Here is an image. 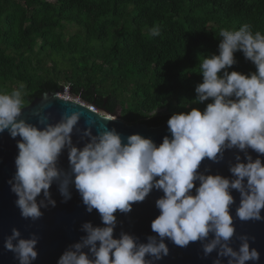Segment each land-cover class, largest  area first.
Segmentation results:
<instances>
[{"label": "clouds", "instance_id": "1", "mask_svg": "<svg viewBox=\"0 0 264 264\" xmlns=\"http://www.w3.org/2000/svg\"><path fill=\"white\" fill-rule=\"evenodd\" d=\"M159 34L158 26L150 29L151 36ZM219 37L218 54L201 56L202 82L196 85L190 104L211 102L203 112L191 108L172 114L167 121L170 136L159 145L139 134L124 142L115 129L97 135L86 129L81 139L87 137V142L77 147L72 134L79 112L61 115L55 124L46 123L45 116L38 128L19 119L23 84L0 93V133L20 138L16 172L7 181L20 217L36 222L43 216L42 209L54 208L50 187L56 185L62 202L71 199L74 188L86 212L95 210L103 225L83 223L80 231L85 235L64 250L57 264H157L169 255L165 240L180 248L199 242L203 258L216 252L212 264L223 260L258 264L260 253L250 247L255 237L240 235L238 248L231 246L235 227L230 209L236 203L231 194L235 191L239 194L236 218L264 221V163L259 158L264 156V34L253 33L251 25L244 24L238 30L221 29ZM236 52L254 65V73L228 71L237 63ZM231 150L243 153L245 161L235 155V163L228 166L231 178L206 174L209 168L200 171L205 159L218 164ZM249 150L258 158L253 160ZM65 151L67 172L58 167ZM153 190L163 193L155 201L160 214L150 225L155 235L147 236L144 243L123 231L114 238V214L131 212L132 205L143 202ZM38 242L34 233L25 239L12 228L3 247L18 264H34Z\"/></svg>", "mask_w": 264, "mask_h": 264}, {"label": "trees", "instance_id": "2", "mask_svg": "<svg viewBox=\"0 0 264 264\" xmlns=\"http://www.w3.org/2000/svg\"><path fill=\"white\" fill-rule=\"evenodd\" d=\"M244 24L264 34V0H0V93L23 84L25 107L67 88L125 125L158 128L203 112L211 100L190 104L201 56L218 54L221 29ZM234 58L229 72L256 71Z\"/></svg>", "mask_w": 264, "mask_h": 264}, {"label": "water", "instance_id": "3", "mask_svg": "<svg viewBox=\"0 0 264 264\" xmlns=\"http://www.w3.org/2000/svg\"><path fill=\"white\" fill-rule=\"evenodd\" d=\"M64 91L65 89L62 88L52 93L42 94L29 105L23 107L19 119L40 128L42 125L38 121L45 116L47 117L46 123L55 124L60 120L61 115L79 112L80 119L72 134L73 144L77 147H83V144L87 142V137L81 139L86 129H90L92 135L115 129L124 142H126L128 136L139 134L144 138L151 139L157 145L162 142L163 137L170 136L167 123L158 128H148L142 124L128 126L123 124L119 118H113L100 110L97 111L80 99V103H77L59 98L58 94ZM70 95L73 96L71 93ZM19 139V137L11 138L7 131L0 133V264H18L13 254L5 251L3 247L4 237L10 235L12 228L18 229L22 238L27 239L33 233L39 237L36 246L38 257L34 264H57V260L64 250L70 244L78 242L79 238L85 235L80 231L83 223L91 222L93 226L103 225L95 210L92 213L86 212L85 206L74 188L71 189V199L62 202L63 198L59 195L56 185L50 187L51 197L56 201L54 208L42 209L43 216L36 222L20 217L19 210L15 206L17 198L10 191V186L7 183L16 172L14 162L18 155L16 144ZM248 154L252 156L253 160L258 158V154L252 150H249ZM235 155H240L241 162H245L243 153L231 150L224 153L223 161L218 164H213L205 159L201 164L200 171L203 172L205 168H209L210 171L206 174H219L231 178L228 166L230 163H235ZM259 158L264 163V156H259ZM58 167L66 172L69 171L66 151L61 154ZM231 194L236 201L230 209L235 227V235L232 238L231 246L234 249L238 248L239 240L237 237L240 235L255 237L254 242L250 241V247L256 248L260 253L258 264H264V221H239L235 216V210L239 204V194L235 191ZM162 195V192L153 190L143 202L133 204L131 212L127 214L115 213L117 227L114 230V238H119V233L123 231L138 237V242L144 243L147 236L155 235L151 231L150 225L160 214L155 207V201ZM261 215L264 216V210H262ZM165 243L169 248V255L157 264H212V261L216 258V252H213L206 259L203 258L199 242H190L185 248H180L168 240H165ZM222 264H226V260H223Z\"/></svg>", "mask_w": 264, "mask_h": 264}, {"label": "rangeland", "instance_id": "4", "mask_svg": "<svg viewBox=\"0 0 264 264\" xmlns=\"http://www.w3.org/2000/svg\"><path fill=\"white\" fill-rule=\"evenodd\" d=\"M73 33V28L71 27H67L66 31H65V34H66V37L70 36L71 34ZM65 91L58 94V97L59 98H62V99H68L69 101H73V102H79V98L78 97H73L70 95V91L67 89V88H64ZM98 111V110H97ZM111 117L113 118H118V115H111Z\"/></svg>", "mask_w": 264, "mask_h": 264}, {"label": "built area", "instance_id": "5", "mask_svg": "<svg viewBox=\"0 0 264 264\" xmlns=\"http://www.w3.org/2000/svg\"><path fill=\"white\" fill-rule=\"evenodd\" d=\"M90 109H92V108H90Z\"/></svg>", "mask_w": 264, "mask_h": 264}]
</instances>
